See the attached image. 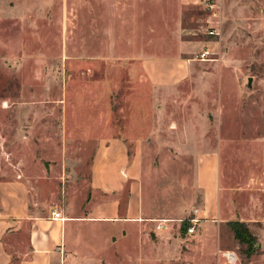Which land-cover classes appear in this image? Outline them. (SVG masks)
<instances>
[{"label":"rangeland","instance_id":"374dc122","mask_svg":"<svg viewBox=\"0 0 264 264\" xmlns=\"http://www.w3.org/2000/svg\"><path fill=\"white\" fill-rule=\"evenodd\" d=\"M206 2L0 0V173L51 179L47 194L58 192L66 216L81 215L93 148L72 131L110 109L113 124H130V63L158 60L168 71L181 62L185 79L174 87L145 81L138 89L146 220H167L173 232L147 233L143 251L264 264V0H221L216 17ZM217 153L228 205L222 218L199 217V167ZM65 157H74V171ZM235 222L253 235L251 256L234 237ZM116 237L108 227L77 231L56 264H125L122 252L135 245ZM25 239L17 237L14 252Z\"/></svg>","mask_w":264,"mask_h":264},{"label":"crops","instance_id":"0c3cea01","mask_svg":"<svg viewBox=\"0 0 264 264\" xmlns=\"http://www.w3.org/2000/svg\"><path fill=\"white\" fill-rule=\"evenodd\" d=\"M128 67L135 87L131 95L135 108L130 124H113L110 109L100 117L95 112L89 114L90 119L85 125L72 131L73 135L77 133L78 137L83 136L81 139L88 148H93L89 165L90 194L84 213L72 217L65 215L66 211L57 206L58 192L52 190L48 195L45 191L51 179L43 180L41 176L34 178L28 170L23 174L9 172V177L0 173V264H13L17 260L18 264H56L65 256L73 234L95 227H108L110 235H116L121 245H135V253H129L128 249L122 252L121 261L125 264H174L178 261L185 264L224 263L221 255L206 252L164 255L143 251L140 240L147 233L171 236L173 232L167 220H146L148 209L143 192L145 166L140 154V150L145 147V136L139 122L138 89L145 81L155 88H171L185 77L183 63L176 61L166 64L168 71H164L165 66L161 67L158 60L151 59L135 60ZM130 148L134 150L133 153L129 152ZM72 158L65 157L62 161L65 165L70 162L74 171L76 163ZM223 174L220 153L206 158L200 165L199 182L204 194V206L197 211L199 217L211 214L222 218L224 215L228 195L223 185ZM125 196L127 199L123 205ZM256 207L254 214L257 212ZM57 212L63 219H55L54 213ZM195 231L194 228L188 234L189 239L194 237ZM24 233L26 239L21 243L22 249L14 252L13 242ZM202 233L200 230L196 234L201 237ZM108 238L113 240L112 236Z\"/></svg>","mask_w":264,"mask_h":264},{"label":"trees","instance_id":"16d2710c","mask_svg":"<svg viewBox=\"0 0 264 264\" xmlns=\"http://www.w3.org/2000/svg\"><path fill=\"white\" fill-rule=\"evenodd\" d=\"M231 230L234 233V237L238 242L248 246L246 253L248 256H251L254 250L252 245V241L254 240V238L251 231L244 225V223L241 222L232 223Z\"/></svg>","mask_w":264,"mask_h":264},{"label":"built area","instance_id":"2783aa9c","mask_svg":"<svg viewBox=\"0 0 264 264\" xmlns=\"http://www.w3.org/2000/svg\"><path fill=\"white\" fill-rule=\"evenodd\" d=\"M220 1H221V0H207V2H206V5H207V7H208V10H210V11H211V14H212L213 16H215V17L219 14V11H220ZM210 34L213 35L214 32H210ZM205 56H206V54H203V57H205ZM54 217H55V219H63V218L61 217V214L58 213V212H57V213H54ZM193 231H194L193 228H190V229H189V232H190V233H192ZM227 258H228V260H229L231 263L237 261L236 255L233 254V253H231V254H227Z\"/></svg>","mask_w":264,"mask_h":264}]
</instances>
